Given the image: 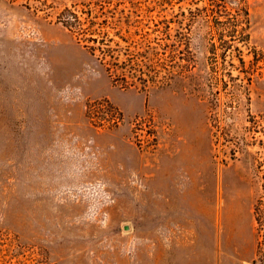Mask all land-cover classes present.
I'll use <instances>...</instances> for the list:
<instances>
[{
  "label": "rangeland",
  "instance_id": "obj_1",
  "mask_svg": "<svg viewBox=\"0 0 264 264\" xmlns=\"http://www.w3.org/2000/svg\"><path fill=\"white\" fill-rule=\"evenodd\" d=\"M236 1L0 0V264H263L264 0L218 36Z\"/></svg>",
  "mask_w": 264,
  "mask_h": 264
},
{
  "label": "trees",
  "instance_id": "obj_2",
  "mask_svg": "<svg viewBox=\"0 0 264 264\" xmlns=\"http://www.w3.org/2000/svg\"><path fill=\"white\" fill-rule=\"evenodd\" d=\"M210 1L212 5H214L215 7H219V9L217 10L213 9V12L221 16L220 14V8L222 7L221 3H225V0H210ZM235 3L237 4V7L234 9V13H230L225 20H219V19L216 20L217 24L223 25L221 28H218V36H241L243 37V40H245L247 36H250L248 33L249 23H250L249 11L244 5V0H239V2L236 1ZM71 15L73 18L76 19L75 13L71 12ZM211 35L215 36V34L212 31H211ZM85 37H87V40H89L90 42L96 44L98 43L100 45V41L107 36H104V38L103 37L100 38L99 36H85ZM104 41L109 42L112 40L105 38ZM102 44H106L107 51L109 52L111 58L118 59L116 55L113 53L117 51L115 48H112L109 43L102 42ZM101 45L97 49H99L100 51H106L105 47H102ZM91 47L93 50H96L95 46H91ZM129 59L131 62V58ZM123 80L126 81L124 78ZM261 178L263 179L262 192L257 198L254 205V218L257 223V231L259 235L256 255L264 264V174L261 176Z\"/></svg>",
  "mask_w": 264,
  "mask_h": 264
}]
</instances>
